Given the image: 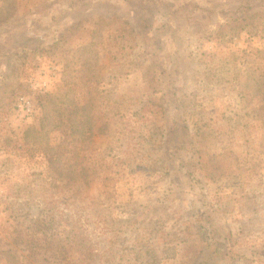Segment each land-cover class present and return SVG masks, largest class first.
Here are the masks:
<instances>
[{"label": "rangeland", "instance_id": "rangeland-1", "mask_svg": "<svg viewBox=\"0 0 264 264\" xmlns=\"http://www.w3.org/2000/svg\"><path fill=\"white\" fill-rule=\"evenodd\" d=\"M200 211L264 264V0H0V264H187Z\"/></svg>", "mask_w": 264, "mask_h": 264}, {"label": "trees", "instance_id": "trees-1", "mask_svg": "<svg viewBox=\"0 0 264 264\" xmlns=\"http://www.w3.org/2000/svg\"><path fill=\"white\" fill-rule=\"evenodd\" d=\"M142 26L140 28H137L135 26H130V31L133 32H139L138 35H131L128 36V39H134L138 36H140L141 38H147L146 35L150 34V31L152 29V26L154 24H152L151 21L149 20H144L141 22ZM137 30H136V29ZM134 41V40H133ZM155 50H153L154 52L157 50V48H154ZM149 56H151L153 62H154V58H153V54L148 53ZM155 63V62H154ZM169 108H174L178 113H176L175 115H171L167 118H165V122L164 125L167 124L166 127V131H167V135L164 137L163 143H162V148H160L162 150V157H160L159 163L160 165L162 164L166 169H170L172 167V164H175L177 166V161H182L184 160V163H186V161L188 163H190V158H188L187 160H185V158H181V156H183V151H184V146L186 143V140H184L183 144H177L176 140H175V136H176V130L175 128L183 125L184 127H188V124L186 123V121L184 119H180V116L182 115H186V110H189V105L184 103V102H179V105L176 103V101L174 100H170V103L168 104ZM181 109V110H180ZM182 111V113L180 114V111ZM172 120L171 122H167L168 120ZM185 121V124H184ZM49 165H53L52 163V158L48 159L47 162ZM174 167V166H173ZM187 167H186V171L184 173H187ZM50 177V182L51 183H55L57 184L56 188H59L61 190H63V188H69V189H73V186L70 185V182L72 181L71 178L69 179H65L63 176H61L60 174L54 175V173H49L48 174ZM72 183V182H71ZM187 218L186 221L187 223L191 224L197 232L199 241H198V248L196 250V252H194V256L190 257L187 264H217L218 262L224 263L227 260L228 261H234L235 260V252H231V249L227 247L226 245L230 243V245H233L232 242V233L230 234L228 232V230H222L219 222H215L213 223V217L210 213H204L200 211V214L198 215V217L195 220L192 218L193 214L192 213H188L187 212ZM195 220V221H194ZM172 243V242H170ZM168 246H171L169 243H167ZM229 245V246H230ZM173 247V246H172ZM176 247V246H175ZM174 247V249H175ZM163 250L161 251V254L159 257L154 258L156 259V262L160 263V258L161 256L165 257V260L168 261L169 259H171L172 255H165L164 253H162ZM174 259V256H173ZM181 264H183L181 262Z\"/></svg>", "mask_w": 264, "mask_h": 264}, {"label": "built area", "instance_id": "built-area-1", "mask_svg": "<svg viewBox=\"0 0 264 264\" xmlns=\"http://www.w3.org/2000/svg\"><path fill=\"white\" fill-rule=\"evenodd\" d=\"M19 101H20V102H23L24 104L26 103V101L24 100V98H20ZM26 108H27V109H26V112H29L30 110H29V108H28L27 105H26Z\"/></svg>", "mask_w": 264, "mask_h": 264}]
</instances>
